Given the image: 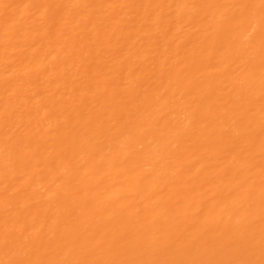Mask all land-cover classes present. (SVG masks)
<instances>
[{"label":"bare ground","instance_id":"bare-ground-1","mask_svg":"<svg viewBox=\"0 0 264 264\" xmlns=\"http://www.w3.org/2000/svg\"><path fill=\"white\" fill-rule=\"evenodd\" d=\"M0 264H264V0H0Z\"/></svg>","mask_w":264,"mask_h":264}]
</instances>
